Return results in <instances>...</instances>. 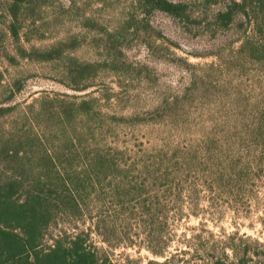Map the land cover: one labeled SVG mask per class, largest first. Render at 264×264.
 <instances>
[{
    "label": "rangeland",
    "instance_id": "374dc122",
    "mask_svg": "<svg viewBox=\"0 0 264 264\" xmlns=\"http://www.w3.org/2000/svg\"><path fill=\"white\" fill-rule=\"evenodd\" d=\"M6 5L7 0H0V101L14 80H23L24 88L13 98L18 108L0 117V144L13 127L28 122V106L35 109L42 98L57 97L89 103L90 112L77 120L84 148L103 150L131 169L163 161L189 172L159 192L144 185L149 195L141 201L149 198L146 202L154 206L149 213L134 204L111 203L105 182L91 193L87 211L60 215L48 234L86 233L88 243L113 264H264V71L247 59L227 63L240 46L234 42L237 36L225 35L230 47L221 57L201 55L210 47L209 37L186 33L161 13L147 21L162 37L153 33L146 44L143 32L130 28L132 20L141 23L136 0H30L15 42L7 31ZM200 20L204 25L209 17ZM248 34L264 42V32L252 28ZM69 39L70 51L57 61L29 62L17 51L43 50ZM116 49L142 75L113 67L108 56ZM173 57L208 76L218 93L212 100L189 103L174 120H126L188 84L192 70L174 66ZM71 58L99 66L83 92L60 83ZM206 153L219 168L227 162L236 164L237 171L245 166L244 174L213 187L206 166H201L204 175L192 171L197 166L192 158L199 162ZM6 176L0 164V179Z\"/></svg>",
    "mask_w": 264,
    "mask_h": 264
},
{
    "label": "trees",
    "instance_id": "16d2710c",
    "mask_svg": "<svg viewBox=\"0 0 264 264\" xmlns=\"http://www.w3.org/2000/svg\"><path fill=\"white\" fill-rule=\"evenodd\" d=\"M29 1L7 0L4 9L9 19L7 31L15 42L19 41L22 10ZM136 3L141 23L138 26V22L132 20L130 28L135 34L143 32L146 44L149 45L153 33L162 37L147 21L152 14L161 13L186 33L209 37L210 47L201 55L221 57L229 45L227 36L235 34L234 42L239 41L240 46L235 56H229L227 63L247 59L264 71V42H257L248 34L252 28L257 33L264 32V0H136ZM201 16L209 17L208 23L203 25ZM71 45L69 39L43 50L25 51L17 47V51L21 59L44 63L61 60ZM117 46L120 47L116 40ZM119 49L108 56L109 63L123 73L142 75V70L123 60ZM171 61L188 73L192 70L188 84L144 114L126 120L135 123L174 120L189 103L212 100L211 97L218 93L215 83L205 74H196L194 66L174 57ZM98 69L97 64L71 58L64 67V78L60 83L72 92H83L89 87L88 79L95 76ZM22 81L14 80L7 96L0 101V117L18 108L13 98L24 88ZM88 104L57 97L42 98L35 109L28 106L29 115L25 118L28 122L21 128L13 127L1 142L0 164L7 176L0 179V264H113L88 243L86 233L60 232L52 237L48 234L49 229L60 215L76 216L87 211L91 193L99 192L105 182L111 203L117 207L134 204L140 212L149 213L153 212L152 202H146L149 198L141 201L146 198L144 194L149 195L145 184L159 192L166 182L185 179L188 167L175 169L177 166L159 161L131 169L119 166L113 155L103 150L84 148L81 138L85 135H81L83 131L77 120L82 113L90 112ZM260 129H264V125ZM203 156L199 162L196 157L192 158L197 166L189 170L204 175L201 166H206L213 187H221L223 181L244 174L245 166L237 171L236 164L227 162L219 168L208 153ZM147 264L159 263L149 261Z\"/></svg>",
    "mask_w": 264,
    "mask_h": 264
}]
</instances>
